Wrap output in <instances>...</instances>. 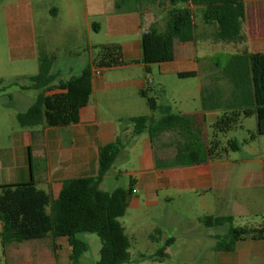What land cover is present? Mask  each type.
<instances>
[{
  "label": "crops",
  "instance_id": "obj_1",
  "mask_svg": "<svg viewBox=\"0 0 264 264\" xmlns=\"http://www.w3.org/2000/svg\"><path fill=\"white\" fill-rule=\"evenodd\" d=\"M244 3L246 40L225 44L215 40L213 24L203 18L205 5L184 3L193 12L194 39H176L174 58L151 63L147 70L142 61V36L150 29L166 27L170 0H125L122 6L118 5V0H6V6L12 7L8 13L12 21L30 23L31 30L26 37L33 48L30 56H36L37 41H42L54 56L52 71L58 74V79H63V71L72 76L88 65L92 69V92L87 104L80 109L78 122L66 126L40 125L24 131L27 144L32 136L37 141L38 163L27 177L14 182L33 178L39 188L55 198L65 180L96 175L99 146L114 140L119 133L124 138H129L132 133V125L120 120L152 113L146 98L140 94V90L153 81L148 76L152 64H158L163 76L195 71L196 75L192 77L199 80L197 95L187 100L173 95L158 103L171 112L196 114L204 123L207 139L217 135L221 146H225L229 138H239L236 133L241 128L246 132L242 139L239 138L244 141L241 149L229 150L221 157L203 163L176 164L173 159L175 149L169 144L171 134L165 141L162 136L167 133H164L158 141V145H162L158 152L159 163L157 145L153 144L148 131H143L119 153L100 182V188L108 190L105 185L108 180L121 173L128 175L129 182L134 179L132 196L120 220L130 208L134 209V227L130 231L121 220L131 247L138 246L140 240H151L157 246L153 253L157 262L264 264V238L239 239L233 249L219 250L215 248L217 236L227 233L230 224L207 226L201 221L205 215H230L234 225L264 226V134L248 140L250 132L257 128L256 115L243 116L228 132L217 133L213 128V123L223 112L237 110L242 102L240 90L223 71L225 63L215 57L218 48L227 50L228 58L245 50L264 52V0H244ZM37 21L42 25L40 32L33 29ZM52 23L56 28L50 25L48 32L47 25ZM102 31H106L103 34L107 37L121 38L117 42L122 45L125 63L108 67L93 65L97 46L105 42L98 36ZM53 38L62 42L71 39L75 56L65 59L59 56L62 50L48 49V42ZM207 42L209 44L204 45ZM201 48H204L202 52ZM75 69L78 73L72 74ZM205 87L211 94V105L207 108L203 107L201 96ZM56 91L58 89L46 93ZM20 98L26 96L20 93ZM178 100L184 106L174 107ZM161 113V110L156 111L154 116L159 117ZM119 162H123L122 165ZM123 166L129 169L123 172ZM116 187L120 186L115 185L112 189ZM157 228L160 232L153 238L151 234ZM169 238L165 256H158V248ZM62 241L70 246L66 237ZM67 254L69 256L70 251Z\"/></svg>",
  "mask_w": 264,
  "mask_h": 264
},
{
  "label": "trees",
  "instance_id": "obj_2",
  "mask_svg": "<svg viewBox=\"0 0 264 264\" xmlns=\"http://www.w3.org/2000/svg\"><path fill=\"white\" fill-rule=\"evenodd\" d=\"M125 0H118L122 6ZM167 25L163 30L150 29L142 36V61L147 67L151 63H161L174 58L176 39L189 41L194 39L193 12L188 4H203V18L216 24L217 41L243 43L246 35L243 31L245 17L244 0H170ZM93 62L94 66L108 67L125 63L123 48L119 42L102 43ZM54 56L43 53L40 57V71L30 76V83L20 84L22 88L37 89L35 100L25 111L17 113L22 126L36 125L66 126L80 120V109L87 104L92 92V69L88 65L79 74L67 79H58L52 71ZM224 73L232 80L242 102L237 110L223 112L213 123L217 133L233 129L243 116L255 114L257 128L251 131L249 139L264 134V52L233 55L225 63ZM195 71L179 72L181 77L195 76ZM14 83L18 84V81ZM58 89L53 93L48 90ZM140 94L146 98L151 114L131 116L121 119L132 125L129 138L119 133L108 143L101 144L98 151V172L94 176H80L67 179L57 197L39 188L34 179L28 181L0 184V223L2 243L22 241L45 236L66 237L70 245L69 258L77 264L81 255L88 250L87 241L79 237L83 232H94L101 239L100 257L96 264H122L131 260V241L120 217L127 210L133 193L134 179L127 187L112 190L100 188V182L113 166L119 153L132 141L134 136L148 131L157 151H161L158 141L162 134L170 133V145L174 147L176 164H198L210 158L221 157L229 150H239L244 144L238 138H229L225 146L216 136L207 139L204 123L196 114L171 112L161 107L147 89ZM210 91L202 89L203 107L211 105ZM221 105H225L222 103ZM161 110L159 117L154 112ZM167 144V143H164ZM201 221L207 226L230 224L227 233L217 236L216 249L230 250L239 239L264 238V226L254 227L234 225L230 215H205ZM160 232L157 228L151 236ZM158 248L157 255L165 256L164 249L170 242Z\"/></svg>",
  "mask_w": 264,
  "mask_h": 264
},
{
  "label": "rangeland",
  "instance_id": "obj_3",
  "mask_svg": "<svg viewBox=\"0 0 264 264\" xmlns=\"http://www.w3.org/2000/svg\"><path fill=\"white\" fill-rule=\"evenodd\" d=\"M11 9L12 7L6 6V0H0V184L19 181L25 176L27 177L32 168H37V141L32 136L28 144L25 142L24 131L31 127L22 126L17 119V113L25 111L35 100L37 93L32 88L22 90L20 84L30 83V76L40 71L41 55L45 52L50 54L43 42L39 40L35 47L36 50L38 49L36 56H30L33 48L30 39L26 40L28 31L31 30L29 29L30 23L24 20L12 21L11 17L8 16ZM212 24L215 28V35L216 24ZM50 25L52 28H56L55 23L48 24V32H50ZM41 27L42 25L38 21L33 24L35 32H40ZM54 31L52 30V32ZM103 33L106 31L100 32L98 36L104 39V43L117 42L121 39L118 36L107 37ZM67 35L71 39L73 38L71 33H67ZM71 39L66 42L56 38L50 39L48 49L51 51L60 49L62 51L59 56L70 59V56H75L73 52L75 47ZM208 44L209 42L204 45ZM203 50L204 48L200 49L201 52ZM226 51L218 48L215 56L218 61L228 62L229 58ZM158 68V64H152V72L148 73V76L153 81L146 84V89L148 94L155 96L159 103L170 99L173 95L181 97L182 100H187V98L198 94L199 80L197 77L180 78L175 74L163 76L159 73ZM71 73L77 74L78 70L75 69ZM144 74L145 71L143 70ZM61 75L63 79L70 77L67 71H63ZM15 81H18V84L14 83ZM20 93L24 94L26 98L21 99ZM180 101L178 100L174 107L184 106V103L182 104ZM123 123L129 122L124 121ZM245 133L239 128L236 135L242 139L243 135H246ZM169 136L170 133H167L162 136V139L166 141ZM122 163L119 162L118 164L122 165ZM126 169L129 167H122L123 172ZM128 182V175L121 173L119 177L109 179L105 185H107L108 190H112L113 186L125 187ZM121 220L130 231L134 227V209L130 208ZM79 237L87 241L89 248L81 255L77 264H96L100 257L101 239L99 235L94 232H83L79 234ZM62 238L63 236L55 238L45 236L22 241H9L4 246L0 225V264H73L67 254L70 251V246L67 245L66 241H62ZM156 248L157 246L152 244L151 240H140L138 246L130 248L131 260L122 264H180L174 261L157 262L153 256Z\"/></svg>",
  "mask_w": 264,
  "mask_h": 264
}]
</instances>
